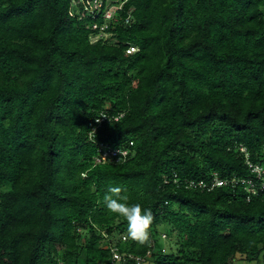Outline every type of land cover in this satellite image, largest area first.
Returning <instances> with one entry per match:
<instances>
[{
  "label": "trees",
  "instance_id": "trees-1",
  "mask_svg": "<svg viewBox=\"0 0 264 264\" xmlns=\"http://www.w3.org/2000/svg\"><path fill=\"white\" fill-rule=\"evenodd\" d=\"M91 3L0 0V264L264 260V0Z\"/></svg>",
  "mask_w": 264,
  "mask_h": 264
},
{
  "label": "built area",
  "instance_id": "built-area-1",
  "mask_svg": "<svg viewBox=\"0 0 264 264\" xmlns=\"http://www.w3.org/2000/svg\"><path fill=\"white\" fill-rule=\"evenodd\" d=\"M127 0H92L91 8L89 12L87 13V16L91 18L93 21L92 24V30L97 31H103L107 28L106 23L102 25L101 27L95 22L99 16L101 15L102 9H104V12L102 14V19L107 22L111 19H113V15L116 11L121 10L124 3H126ZM81 18H79L80 20ZM131 17L128 16L124 23L128 25L130 23ZM138 49L134 46L129 47V49L126 51V54L130 55L132 53L137 52ZM103 119H96L95 123L102 122ZM93 132L90 133V138L93 139ZM244 152L245 150L242 149ZM130 156V151L128 148H111L106 144H100L97 150V155L95 157V163L96 164H122L127 161V159ZM249 170L251 173L255 174L257 176V179L261 181V189L264 188V168L253 165L249 161L246 162ZM175 183L178 182V179L174 180ZM188 187L194 188V189H201V190H211L213 188H220L224 186H230L231 189H235L237 187H243L247 192H253L255 193V186L254 183L251 180H240L237 178H232L228 181L226 180H220L216 176L213 179V183L211 185H207L204 182H189L187 183ZM163 236L162 238H164ZM118 240L121 242L126 241V236L121 235L119 236ZM111 253V264H124L126 262L132 261L135 264H147V258H141V257H133L130 254H121L119 252V249L117 248L116 244H112L108 248ZM149 256V253L147 254Z\"/></svg>",
  "mask_w": 264,
  "mask_h": 264
},
{
  "label": "rangeland",
  "instance_id": "rangeland-1",
  "mask_svg": "<svg viewBox=\"0 0 264 264\" xmlns=\"http://www.w3.org/2000/svg\"><path fill=\"white\" fill-rule=\"evenodd\" d=\"M162 245H163V243H162ZM234 264H264V260L261 256H259L256 260H253L252 262H250V261H247L245 259V257L237 256Z\"/></svg>",
  "mask_w": 264,
  "mask_h": 264
}]
</instances>
